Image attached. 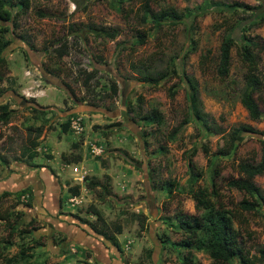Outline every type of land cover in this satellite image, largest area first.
<instances>
[{
    "label": "rangeland",
    "instance_id": "rangeland-1",
    "mask_svg": "<svg viewBox=\"0 0 264 264\" xmlns=\"http://www.w3.org/2000/svg\"><path fill=\"white\" fill-rule=\"evenodd\" d=\"M203 1L210 6L195 9ZM215 1L264 5V0H29L24 13L10 15L0 28L11 40L3 52L5 75L14 78L1 83L0 104L8 103L11 113L0 120V185L5 187L11 173L29 172L34 178L26 186L34 194L32 207L14 194L0 197V216L6 217H0V264H182L185 255L189 264H212L202 250L171 246L186 237L175 226L176 217L200 211L186 187L189 173L196 176L194 187L211 190L212 180L216 192L211 199L215 207L231 211L244 255L258 256L264 249V171L254 178L263 197L257 210L242 211L237 203L248 195L225 185L237 176L239 160H259L264 115L249 119L238 100L243 66L236 46L230 50L228 73L219 77L215 72L223 35L235 18L249 19V14L218 10ZM151 14L161 18L156 26ZM247 32L258 42L256 66L264 76V18ZM65 38L68 50L58 56L52 48ZM190 38L195 48L185 56ZM185 74L197 82L208 127L204 132L192 118ZM112 81L114 94L109 92ZM252 96L264 114V84ZM40 108L46 112L40 114ZM151 108L162 120L141 125L139 114ZM72 116L80 117L78 131L69 126ZM40 122L43 131L31 161L20 151L33 138L27 124ZM239 124L254 131H241L230 152L218 154L229 148L230 131ZM171 131H176L174 138ZM80 154L84 159L77 163L90 166L85 175L96 176L99 183L91 190L79 182L81 201L71 205L66 185L75 184L70 168ZM166 181L172 184L165 186ZM88 203L99 208L110 227L121 226L116 234L120 252L101 243L88 224L82 226L87 231H80L74 220L72 225L60 218L74 213L94 222ZM22 243L33 257L6 262Z\"/></svg>",
    "mask_w": 264,
    "mask_h": 264
},
{
    "label": "trees",
    "instance_id": "trees-1",
    "mask_svg": "<svg viewBox=\"0 0 264 264\" xmlns=\"http://www.w3.org/2000/svg\"><path fill=\"white\" fill-rule=\"evenodd\" d=\"M29 0H0V28L5 25L8 21H10V15L15 16L18 13H24L27 8ZM210 3L203 1L199 4L195 9L203 10L206 7H209ZM218 6L217 9H227L230 13L236 11H242L243 13L248 12V18H235L234 23L228 27V30L223 35L219 45H218V54L217 61L215 62V72L217 76L223 77L228 73V63L230 61V50L233 46H236L237 54L239 57V62L243 66V70L241 72V85L239 89L236 91V95H238V100L240 104L244 107V110L247 112V116L251 120H258L262 118V112L258 107L254 96H252L253 92L259 90V88L264 84V76L258 74L257 71V54L256 48L258 45L257 40L254 39L253 36H250L247 32L251 25L259 24L264 18V5L261 2H256L254 6H246L244 4H239L232 2L231 4H222L212 2V5ZM16 9V12L14 10ZM147 8H144V14L147 12ZM190 15L189 12L185 13V16ZM150 20L156 26L160 23L161 18L156 14L150 15ZM105 35L109 37H113V32H103ZM138 41H142L143 38L138 35L136 37ZM11 43V40L3 35L0 31V93L2 91V81H6L8 76H6V59H4V50ZM75 45L76 43H70V45ZM68 42L65 40L59 41V44L56 47H53V51L56 52L58 56L65 55L68 50ZM195 48L193 39H189L186 50H184L183 55H187ZM170 65H172V60L169 61ZM173 66V65H172ZM174 68V67H173ZM184 82L187 84V90H185V96L189 100V105L191 106L192 118L197 120L203 132L207 130V126H205L204 121L205 117L203 116V112L200 109V99L197 96V82L190 75H183ZM154 82L156 79H152ZM109 92L110 94L115 93L116 85L115 82H110L109 84ZM32 101V100H31ZM0 108L2 112L0 114V120L5 122L7 118L10 116L11 110L9 108V104H0ZM131 108V107H130ZM134 110V108H133ZM40 114H44L46 110L38 109ZM139 118L141 119V125H150V124H158L160 120H162V116L156 110L151 108L148 111L142 112L139 114ZM26 129L28 132L33 134V138L31 137L28 141V145L22 147L20 153L26 156L29 160L33 161L35 159V155L37 154V146L39 145V135H41L43 131L42 123L39 124H27ZM241 131H254L252 126L247 124H239L234 127L230 131L229 135V148L225 150H219L218 154H223L230 152V150L234 147V139L238 133ZM176 131L170 132V138H174ZM75 143L71 142V146H74ZM204 150H206L204 148ZM120 155L123 156V159L126 160L127 155L124 152H120ZM259 160L256 162L249 160H239L236 164L237 176L228 178L225 182V185L228 187H233L237 190L242 191V193L247 194L249 198L240 199L238 201V206L242 211L246 210H257L261 205L263 197L261 194L260 188L254 183V178L256 175H259L264 171V138L260 139V152H259ZM99 159L100 156H95ZM77 161V158H73V160ZM69 161V160H67ZM105 178L108 176L105 174ZM196 176L194 174L188 175V185L186 186L191 198L194 200V207L197 210H200L197 215L181 217L180 215L176 217L175 226L180 228L181 231L185 234V239L182 241H178L176 243L171 242V246L177 245L183 249L194 248L196 250H202L205 252L212 264H218L222 262H229L230 264H259L264 261V249L260 248L258 250V256H247L244 255L242 247L238 243L237 239V231L232 226V216L231 211L223 208L222 206H214L215 203L212 201L211 196L215 195L216 190H214L212 180L208 185L211 186V190H208L206 187L192 186V182L195 181ZM83 184L87 188L91 190L94 189L98 185V180L96 176H83ZM172 184V181H166L165 186H169ZM66 191L68 195H78L79 194V186L77 184L66 185ZM8 194H14L19 201L23 202L24 205L28 207H32V199L33 192L31 187L26 186L16 191L5 190L0 193V197H5ZM22 197H26L24 200ZM61 199V198H60ZM62 201L60 200V203ZM59 203V205H60ZM87 211H89L93 217H95L94 222H91L87 218H82L77 216L74 213H71V216H74L80 222H84L88 224L91 231L99 237L101 243L107 242L111 246L114 247L115 250L119 248L117 246V235L121 233V226L119 224H114L112 227L109 226L107 222H105L99 208L94 206L91 203H88ZM264 216V211L261 213ZM1 217V216H0ZM137 217H140L138 215ZM5 219L4 217H1ZM99 222V223H97ZM139 222L140 228H142V222ZM16 226L11 227V231L15 230ZM263 230H264V219H263ZM34 243L37 242L36 239L32 240ZM38 244V243H36ZM20 250L16 255L6 257V262L11 263L12 261H17L19 258H31L33 255L29 254V246L22 243L20 244ZM174 247V246H173ZM120 252V251H119ZM147 255L149 252L147 251ZM191 258L187 255L181 257L180 262L182 264H189ZM35 264H44L42 261H37ZM124 264V263H123Z\"/></svg>",
    "mask_w": 264,
    "mask_h": 264
},
{
    "label": "crops",
    "instance_id": "crops-1",
    "mask_svg": "<svg viewBox=\"0 0 264 264\" xmlns=\"http://www.w3.org/2000/svg\"><path fill=\"white\" fill-rule=\"evenodd\" d=\"M8 79H11L10 81H12V82H14V78H12V77H9ZM11 82V83H12ZM81 159H84V157L83 156H81V154H80V157H77V161H76V163H75V165H79L77 162L78 161H80ZM79 167V169L81 170V172H83L84 174H86V173H90V166H87L86 165V167H84L83 168V166L81 167L80 165L78 166ZM86 171H88V172H86ZM34 178V175H32V178L30 177V175H29V172L28 173H21V174H16V173H11V179L10 180H8V181H6V183H5V187L3 188V186H1L0 185V187L1 188H3L4 190H5V188L7 189V190H11V191H15V190H19L20 188H24V187H26V185L27 184H29V182H31L32 183V179ZM73 183H75V184H77L78 186H79V182H73ZM80 183H82V182H80ZM33 185V184H32ZM33 188H34V186H32ZM83 192L81 191V189H80V186H79V194H82ZM79 215V214H78ZM64 217H67L66 219H67V221H70L71 223H72V225H74V222H73V220L75 221V226H78V225H80V227L78 226V228L77 229H80V231H82V229H84V230H86L84 227L86 226L85 224L86 223H84V222H80V221H78V219L76 218V217H74V216H71V215H62V216H60V218L62 219V220H64L65 218ZM81 217V216H80ZM64 218V219H63ZM78 224V225H77ZM64 225H67V223H64ZM64 225H60L59 224V226L61 227V226H64ZM82 226H84V227H82ZM72 231V230H71ZM87 231V230H86ZM70 232V231H69ZM77 231H75V232H73V233H76ZM71 233V232H70ZM69 233V234H70ZM83 233H85L84 231H83ZM68 235V234H67ZM79 236V234L77 235V237ZM88 237V236H87ZM73 240V239H72ZM102 257V256H101ZM101 261H105L104 260V258L102 257L101 258ZM107 261H109L108 259H107ZM117 261H119L118 259H117ZM105 264H108V262H105Z\"/></svg>",
    "mask_w": 264,
    "mask_h": 264
},
{
    "label": "built area",
    "instance_id": "built-area-1",
    "mask_svg": "<svg viewBox=\"0 0 264 264\" xmlns=\"http://www.w3.org/2000/svg\"><path fill=\"white\" fill-rule=\"evenodd\" d=\"M72 71L74 72L73 68ZM78 118H80L79 116H72L69 118V126H71L72 128H74L75 131H78L80 129V126H78ZM99 147H94L92 146V151L94 152H98L99 151ZM71 173L74 175V182H81L83 179V176L85 175L83 172H81L79 170V167L75 164H73L71 166ZM68 201L70 202L71 205H78V203L81 201L78 198V195H70L68 198Z\"/></svg>",
    "mask_w": 264,
    "mask_h": 264
},
{
    "label": "flooded vegetation",
    "instance_id": "flooded-vegetation-1",
    "mask_svg": "<svg viewBox=\"0 0 264 264\" xmlns=\"http://www.w3.org/2000/svg\"><path fill=\"white\" fill-rule=\"evenodd\" d=\"M26 101V100H25ZM26 102H28V101H26ZM21 189V188H20ZM16 191V190H15Z\"/></svg>",
    "mask_w": 264,
    "mask_h": 264
},
{
    "label": "clouds",
    "instance_id": "clouds-1",
    "mask_svg": "<svg viewBox=\"0 0 264 264\" xmlns=\"http://www.w3.org/2000/svg\"><path fill=\"white\" fill-rule=\"evenodd\" d=\"M79 195V194H78Z\"/></svg>",
    "mask_w": 264,
    "mask_h": 264
}]
</instances>
